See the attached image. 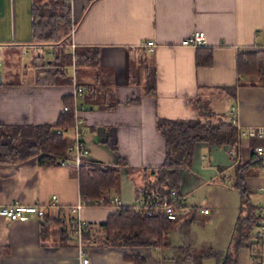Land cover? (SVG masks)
<instances>
[{
    "label": "crops",
    "instance_id": "obj_1",
    "mask_svg": "<svg viewBox=\"0 0 264 264\" xmlns=\"http://www.w3.org/2000/svg\"><path fill=\"white\" fill-rule=\"evenodd\" d=\"M35 1L41 2L0 0V125L55 124L65 107L64 97L71 96L75 105L71 76H67L70 83L41 80L45 74L38 70L37 60L48 47L33 35L31 7ZM194 30L206 33L204 46L212 48L208 65H197L198 46L181 44ZM149 40L155 42L153 51L146 46ZM74 43L76 48L100 49L99 63L76 68V83L84 88L76 98L77 115L87 128L83 136L86 158L114 164V144L126 160L119 184L111 190L113 195L109 194V198L118 197L122 205L135 204L151 169L165 161L166 142L157 130V119H195L199 113L194 100L201 97L211 109L209 99L217 94L225 100L217 112L222 119H230L229 111L235 105L239 130L264 128V84L254 81L258 85H248L251 83L245 79L247 85H238L237 72L240 48L264 47V0H87ZM88 67L96 70L88 72ZM153 70L155 91L148 93ZM235 85L231 92L229 87ZM21 141L33 139L21 137ZM263 142L262 138L240 137L238 145L239 161L245 156L246 161L255 162L248 165L245 177L248 201L255 206L264 201L260 192L264 162L261 165L259 161L264 158L255 152ZM235 160L223 147L199 144L192 165L182 172L181 191L187 202L192 196L188 204L208 207L210 213L216 210L219 221L216 239L201 246L185 242L193 260L188 263H182V248L174 257L163 250L169 247H104L101 242L79 245L70 234V222L61 220L76 217L70 208L81 201L76 167L72 163L42 165L36 157L2 164L0 205L40 204L46 215L43 219L32 215L28 221L0 216V264H82L83 252L89 264H135L127 255L139 256L146 264H219L231 243L235 223L247 213L232 184L236 181ZM53 195L59 208L49 205ZM117 207L85 206L77 215L101 223ZM191 220L176 221L171 229L191 230ZM59 225L64 230L61 236ZM236 261L251 264L250 249L240 248Z\"/></svg>",
    "mask_w": 264,
    "mask_h": 264
},
{
    "label": "trees",
    "instance_id": "obj_2",
    "mask_svg": "<svg viewBox=\"0 0 264 264\" xmlns=\"http://www.w3.org/2000/svg\"><path fill=\"white\" fill-rule=\"evenodd\" d=\"M66 2V0H49L44 4L37 1L32 4L33 35L39 43L60 45L69 42L68 29L71 20ZM42 60V63L37 65L42 67V73H46L41 77V80L59 84L70 83L64 68L72 63L71 52L66 51L63 47L60 49L49 48L45 50ZM99 61V48H76L75 64L77 67L96 65ZM211 61L212 48L198 46L197 65L205 66ZM53 68L55 70H52ZM237 72L239 75L238 85H247L248 82L245 79H250L253 76L264 77V47L257 44L240 48L237 53ZM249 83L251 84L248 85H258L254 81H249ZM260 83L264 84L263 81ZM236 86L229 87V90L234 92ZM147 87L149 88L148 93L155 91L154 70L149 76ZM71 100V96L64 97V104L68 110L60 114L55 124L29 127L0 125V166L33 157H36L42 165L59 163L71 143L70 137L65 135V132L72 128L75 119L73 101ZM193 103L199 113V117L195 119H157V130L166 142V156L161 166L151 169L149 175H146V185L140 188L145 193L161 196L172 189L181 191L182 172L192 165L195 150L199 144H206L208 147H223L227 150L232 147L238 149L240 130L237 125L233 124L230 119H222L216 112L208 108L201 97L196 98ZM59 130L62 132H58ZM21 137L32 138L33 142L21 141ZM111 149L117 156L116 163L108 164L93 159H83L79 165V190L87 207L111 205L109 192L117 188L121 168L127 165L126 160L118 154L114 144H111ZM256 159L259 158L256 157ZM259 161L263 165L264 160L260 158ZM247 163L252 165L255 162L249 160ZM244 169L245 167L238 162L234 173L235 187L240 192L243 208L247 213L241 215L237 220L229 250L219 264H237L236 252L242 247L250 249L254 245L251 242V233L254 228L253 218L256 216L257 206L248 201L250 189L246 184ZM100 201L104 203L98 204ZM173 224L174 222L162 215H146L135 211L133 206L121 205L115 212L110 213L105 221L97 225L91 223V229L85 233L83 242L87 237L90 242H97L96 239H90L88 235L91 234L95 226H99L105 235L104 241L101 242L104 247H170V230ZM187 248L181 249L182 263L193 262ZM210 251L212 250L209 249ZM126 258L135 264H146L139 256L127 255Z\"/></svg>",
    "mask_w": 264,
    "mask_h": 264
},
{
    "label": "built area",
    "instance_id": "obj_3",
    "mask_svg": "<svg viewBox=\"0 0 264 264\" xmlns=\"http://www.w3.org/2000/svg\"><path fill=\"white\" fill-rule=\"evenodd\" d=\"M77 25V24H76ZM74 23L72 25L71 33H70V41L63 45L66 51L72 53V68L66 66L64 68V72L71 76L73 80L74 89L72 92V97L74 98V124L71 128L73 132V136L70 137L71 143L69 147H67L64 158L61 160V165H68L72 163L74 166L79 168V165L82 163L83 159L86 158L88 154V149L83 140V136L86 133V127L81 123L77 113V102L76 98L79 95H82L84 92V88L81 85L76 83V66H75V50L76 45L74 43V35L76 32V26ZM206 43V33L203 30H194L189 36L182 40L181 44L183 45H193V46H204ZM43 47H47L42 45ZM146 46L149 51L154 50L155 42L153 40H149L146 42ZM41 53L39 52V55ZM68 110V107L65 106L63 108V112ZM236 112L237 107L235 105L231 106L229 111L230 113V121L233 124H236ZM58 132H62L59 130ZM240 137H251V138H262L264 139V128H254L250 127L247 129H240ZM255 152L259 156L264 158V142L261 145L255 147ZM228 153L230 156L239 159L238 149L232 147L228 149ZM235 184V181L232 183ZM260 192L264 195V186L260 187ZM111 204H115L117 206H121V201L118 197H113L110 200ZM104 203L100 201L98 204ZM86 201L82 200L70 208V211L76 214V217L71 218L72 220L67 219L66 217H62L66 223L70 222V228L74 234V239L78 242L79 245H83L84 235L87 231L91 229V223L80 219L77 215V212L80 211L82 207L87 206ZM49 205L52 207H60L58 203L57 197L55 195L52 196ZM134 210L146 214V215H154L159 214L166 217L168 220L172 222L191 219L198 215L205 216L210 213V209L205 206H191L187 202V196L182 191H178L177 189H172L168 193L163 194L161 196L157 194H147L142 189L138 191V197L135 204L132 205ZM32 215H36L37 217L43 219L46 215V211L44 206L40 204L33 205H24L20 202H12L8 205H0V216L6 218L9 221H28ZM254 228L251 233V242L254 243L252 247H250L251 252V264H264V201L259 202L256 207V216L253 218ZM82 264H89V257L85 255L83 252L81 254Z\"/></svg>",
    "mask_w": 264,
    "mask_h": 264
},
{
    "label": "rangeland",
    "instance_id": "obj_4",
    "mask_svg": "<svg viewBox=\"0 0 264 264\" xmlns=\"http://www.w3.org/2000/svg\"><path fill=\"white\" fill-rule=\"evenodd\" d=\"M66 1H67L66 2L67 5H68V11H69V14H70V20H71L70 26H69V29H68V33L70 35L71 29H72V25H73V23L75 25L78 24V20L80 19V15H81V12H82L85 4H87V0H66ZM44 2H45V0H41V2H39V3L44 4ZM46 3H47V1H46ZM39 44L40 45H45V46L48 47V48H44V51H45V49H49V48L50 49L51 48L60 49L61 47H63V45L65 46L66 43L65 44H60V45L59 44L46 45V44H42V43H39ZM42 61H43L42 58L37 60L38 64H41ZM68 65H69V68H72L73 64L71 63V64H68ZM75 66H76V64H75ZM37 67H38V70H40V71L42 70V67H39V66H37ZM76 68H77V66H76ZM88 68H89L88 72H90L92 70H94V71L96 70V68H94V67H88ZM52 70H55V68H53ZM152 72L153 71H151L150 74ZM248 80L252 81V82L253 81H263L264 82V77L263 76H256V77L253 76V77H251ZM209 100L212 102L211 109L214 112L216 111V113L219 112L222 109V107L225 106V100L222 97H218L217 94L211 95ZM208 108H210L209 105H208ZM212 120H214V119H212ZM65 135L67 137H72L73 136L72 130L70 129V130L66 131ZM239 156H240V152H239ZM61 160L59 161V163L61 162ZM239 160H240V157H239L238 160L236 159L235 161L237 163L239 162L243 167H245V169L243 170V173L245 174V177H246L247 174H249V172L247 171V168H248L249 164L247 163L245 156L242 157V161H239ZM237 163H236V165H237ZM76 169L78 171L79 168L76 167ZM112 192L113 191H110L109 194L113 195ZM199 192H200V190H199ZM196 195H198V193ZM191 199H192V196L189 197L188 203L190 202V204L192 203ZM215 213H216V210H214V212H211L210 215H208L211 218L210 217H206L205 218L204 216H200V215L192 218V220H191V222H192L191 230H187V228L186 229H184V228L175 229V227L173 229H171L170 230V240L172 242V245H171V247L163 249V250L168 255L177 257L180 254V248H183L185 246L184 245L185 242H193V245L201 246L206 241L208 242V241H210L212 239H216L217 234H218V232H216V231H218L217 227L219 225V221L217 220V216H215ZM97 224H99V222L94 223V225H97ZM58 229H59V234L63 233V232H61L62 228H61L60 225L58 226ZM71 229H70V234L71 233L73 234ZM62 235H64V234H62ZM60 236H61V234H60ZM88 236L92 240L96 239L97 242H103L105 235H104V231L102 230L101 227L95 226L94 230ZM88 242H90V240L87 237L86 240L83 243L86 245Z\"/></svg>",
    "mask_w": 264,
    "mask_h": 264
},
{
    "label": "water",
    "instance_id": "obj_5",
    "mask_svg": "<svg viewBox=\"0 0 264 264\" xmlns=\"http://www.w3.org/2000/svg\"><path fill=\"white\" fill-rule=\"evenodd\" d=\"M0 82H1V75H0ZM236 224V223H235ZM234 231V230H233ZM233 235V234H232ZM231 238H232V236H231ZM231 242V241H230ZM229 242V243H230ZM229 247H230V244H228V247H227V251H226V253L228 252V250H229ZM226 253H225V255H226Z\"/></svg>",
    "mask_w": 264,
    "mask_h": 264
}]
</instances>
